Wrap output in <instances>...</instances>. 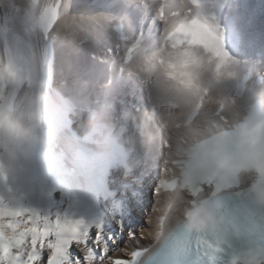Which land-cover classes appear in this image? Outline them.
I'll list each match as a JSON object with an SVG mask.
<instances>
[{
  "label": "clouds",
  "instance_id": "1",
  "mask_svg": "<svg viewBox=\"0 0 264 264\" xmlns=\"http://www.w3.org/2000/svg\"><path fill=\"white\" fill-rule=\"evenodd\" d=\"M14 2L10 46L51 35L72 52H97L100 37L72 15L67 0ZM139 2L162 24L160 38L133 40L122 24L111 34L119 71L145 97L142 111L125 113L138 133L130 142L157 154L160 179L153 211L139 235L146 242L143 255L119 249L122 264H264V70L246 77L245 64L224 50L213 9L226 0ZM197 18L215 34L214 46L228 54L223 64L212 48L191 37L179 43L172 38L174 25ZM43 63L35 54L19 63L9 54L0 57L3 198L2 189L29 172L49 136ZM82 80L69 65L64 85L78 90ZM115 107L113 94L91 122L111 134Z\"/></svg>",
  "mask_w": 264,
  "mask_h": 264
},
{
  "label": "bare ground",
  "instance_id": "2",
  "mask_svg": "<svg viewBox=\"0 0 264 264\" xmlns=\"http://www.w3.org/2000/svg\"><path fill=\"white\" fill-rule=\"evenodd\" d=\"M97 6L90 8L88 11H83V6L78 2L79 0H67L66 6L71 7V13L75 17H79L83 21L88 22V28L93 33L100 37V45L97 52L89 53L87 50H80L73 52L69 58L66 57L67 47L59 40L55 42V57L57 61L63 57L61 69L57 67V78L60 73L65 80L68 76L69 65L75 66V70L86 77L88 81L87 86H84L88 91H83L77 97L79 106H96V100L103 101L102 106H106L113 94L115 101L141 103L145 102L144 92L137 86V83L126 76L125 73L119 71L116 64L115 55L108 53V48L115 49V38L111 34V29L115 27L116 23L127 21L130 24L131 30L135 36L139 31L145 34L150 32H160L157 20L154 19V13L151 8L142 5L139 0H91ZM229 6L226 12L231 13L238 21L239 29L241 30L242 46L244 50V40L251 47L247 50L248 56L255 61L257 69L261 67L264 70V0H228ZM232 3V4H231ZM252 3V5H249ZM5 7L0 9V51L1 46L8 42L7 30L4 28L3 22L6 20L5 16H9L12 20L17 11L14 0H4ZM239 4V5H238ZM238 5V6H237ZM249 6V8H247ZM247 9V11L245 10ZM232 11V12H231ZM7 13L5 16L3 14ZM160 23V22H159ZM161 24V23H160ZM256 37L259 38L257 43ZM95 44L96 42L93 41ZM91 59L89 58V56ZM98 59H94V56ZM65 57V59H64ZM96 68H95V67ZM90 72L89 75L86 74ZM110 75V76H109ZM110 78V79H108ZM117 85H115V84ZM113 87L120 90L110 95H103V90L108 93ZM135 94L136 97H132ZM110 96V97H108ZM104 99H106L104 101ZM116 106L115 109L119 108ZM126 116V115H125ZM114 125L119 133H124L126 122L121 119H114ZM129 139V138H128ZM146 198V197H143ZM142 206L148 205L146 199H143ZM144 221H141L143 225ZM139 243H130L129 248L139 247Z\"/></svg>",
  "mask_w": 264,
  "mask_h": 264
},
{
  "label": "snow or ice",
  "instance_id": "3",
  "mask_svg": "<svg viewBox=\"0 0 264 264\" xmlns=\"http://www.w3.org/2000/svg\"><path fill=\"white\" fill-rule=\"evenodd\" d=\"M174 28L175 42L191 37L212 48L221 64L227 59L214 46L215 34L198 18ZM112 239L105 237L103 225L67 217L53 220L0 197V264H122L124 254L109 247Z\"/></svg>",
  "mask_w": 264,
  "mask_h": 264
},
{
  "label": "rangeland",
  "instance_id": "4",
  "mask_svg": "<svg viewBox=\"0 0 264 264\" xmlns=\"http://www.w3.org/2000/svg\"><path fill=\"white\" fill-rule=\"evenodd\" d=\"M80 5H82L83 6V11H88L90 8H93V7H95V6H97V4H95V3H93L91 0H79V2H78ZM239 5V4H238ZM237 5V6H238ZM249 5H252V3H250ZM247 8H249V6H247ZM246 11H247V9H245ZM256 40H257V43L259 42V38H257L256 37ZM249 47H251L250 45H249ZM248 47V45H247V43H246V47H245V49H247V50H250V48ZM67 53H66V57L67 58H69L70 56H71V54H73V52L70 50V49H68L67 48ZM251 51V50H250ZM89 56V58L91 59V57H90V55H88ZM64 59H65V57H64ZM58 62H59V64H60V66L62 67V63H63V57L61 56L60 57V60H58ZM250 63H252L254 66H256L255 65V61L250 57V61H249ZM264 66V65H263ZM95 67V66H94ZM257 67V66H256ZM96 68V67H95ZM89 73L90 72H87L86 74H88L89 75ZM62 74V73H61ZM81 75V74H80ZM110 76V75H109ZM82 77H83V80H82V82H81V86H80V88L78 89L79 91H88L84 86H87V84H88V81H86L85 79L87 78V75H86V77L82 74ZM108 79H110V78H108ZM115 84V83H114ZM115 85H117V84H115ZM65 86V85H64ZM138 86V85H137ZM115 90H117L118 91V95L120 96V90L118 89V88H116V87H113V89L110 91V92H108V93H106L104 90H103V95L104 96H106V95H110V94H112V93H116L115 92ZM75 91H77V90H75ZM108 97H110V96H108ZM122 101H123V99H121ZM109 102V101H108Z\"/></svg>",
  "mask_w": 264,
  "mask_h": 264
}]
</instances>
